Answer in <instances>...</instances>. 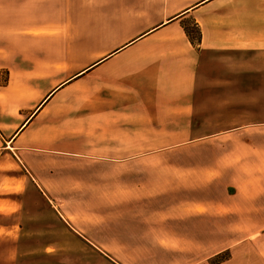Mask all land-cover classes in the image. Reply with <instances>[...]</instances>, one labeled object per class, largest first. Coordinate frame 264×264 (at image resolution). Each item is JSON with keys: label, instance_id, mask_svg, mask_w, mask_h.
<instances>
[{"label": "crops", "instance_id": "obj_1", "mask_svg": "<svg viewBox=\"0 0 264 264\" xmlns=\"http://www.w3.org/2000/svg\"><path fill=\"white\" fill-rule=\"evenodd\" d=\"M0 13L5 249L7 238L15 248L61 247L57 225L80 233L55 204L58 162L120 169L138 153L193 144L202 104L244 102L211 92L247 88L249 79L264 86V0H0ZM58 23L64 37L24 34ZM12 259L0 251V264Z\"/></svg>", "mask_w": 264, "mask_h": 264}, {"label": "rangeland", "instance_id": "obj_2", "mask_svg": "<svg viewBox=\"0 0 264 264\" xmlns=\"http://www.w3.org/2000/svg\"><path fill=\"white\" fill-rule=\"evenodd\" d=\"M188 30L197 36L195 26ZM34 32L64 37L66 30L58 23L24 34ZM248 83L209 94L244 102L215 111L202 104V136L193 144L138 153L120 169L58 162L55 204L80 233L57 225L61 247L15 248L7 238L10 247L0 242V251L10 264H264V86Z\"/></svg>", "mask_w": 264, "mask_h": 264}, {"label": "trees", "instance_id": "obj_3", "mask_svg": "<svg viewBox=\"0 0 264 264\" xmlns=\"http://www.w3.org/2000/svg\"><path fill=\"white\" fill-rule=\"evenodd\" d=\"M188 35L190 36V38L192 39V41H198L200 36H201V32L199 29H197V36L195 38L192 37V35L190 34L189 30H187Z\"/></svg>", "mask_w": 264, "mask_h": 264}]
</instances>
